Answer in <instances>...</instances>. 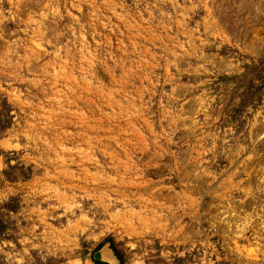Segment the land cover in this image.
Instances as JSON below:
<instances>
[{
	"label": "rangeland",
	"instance_id": "obj_1",
	"mask_svg": "<svg viewBox=\"0 0 264 264\" xmlns=\"http://www.w3.org/2000/svg\"><path fill=\"white\" fill-rule=\"evenodd\" d=\"M263 56L264 0H0V264H264Z\"/></svg>",
	"mask_w": 264,
	"mask_h": 264
},
{
	"label": "trees",
	"instance_id": "obj_2",
	"mask_svg": "<svg viewBox=\"0 0 264 264\" xmlns=\"http://www.w3.org/2000/svg\"><path fill=\"white\" fill-rule=\"evenodd\" d=\"M245 69H247V71L244 73L245 74L244 80L242 81L247 80L246 82L247 86H246V92H245V96L247 95L246 103L251 101L253 97H256L252 99L253 103L259 100L261 101L262 95H263L262 93L264 91V56L262 58H259L256 62L247 64L245 66ZM248 74L250 75V78H248ZM107 242L109 243L110 248L113 250L114 255L118 259L119 264H127L125 253L123 250H121L118 247L116 242L113 239H109L107 240ZM101 246H103V244L100 245V247ZM95 262L96 264H109L108 262L97 261V260Z\"/></svg>",
	"mask_w": 264,
	"mask_h": 264
},
{
	"label": "water",
	"instance_id": "obj_3",
	"mask_svg": "<svg viewBox=\"0 0 264 264\" xmlns=\"http://www.w3.org/2000/svg\"><path fill=\"white\" fill-rule=\"evenodd\" d=\"M98 253H99V252H96V253H95V258H97V259L100 258V256L98 255Z\"/></svg>",
	"mask_w": 264,
	"mask_h": 264
},
{
	"label": "bare ground",
	"instance_id": "obj_4",
	"mask_svg": "<svg viewBox=\"0 0 264 264\" xmlns=\"http://www.w3.org/2000/svg\"><path fill=\"white\" fill-rule=\"evenodd\" d=\"M98 255L100 256V258H101V256H103V254L101 252H99Z\"/></svg>",
	"mask_w": 264,
	"mask_h": 264
}]
</instances>
